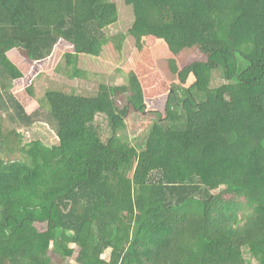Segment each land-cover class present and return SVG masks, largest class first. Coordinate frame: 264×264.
Returning <instances> with one entry per match:
<instances>
[{
  "label": "trees",
  "instance_id": "1",
  "mask_svg": "<svg viewBox=\"0 0 264 264\" xmlns=\"http://www.w3.org/2000/svg\"><path fill=\"white\" fill-rule=\"evenodd\" d=\"M121 2L130 85L50 90L53 145L0 108V264H264V0H0V101L32 122L37 79L100 56ZM159 42L205 61L172 82ZM133 111L155 118L145 148L118 135Z\"/></svg>",
  "mask_w": 264,
  "mask_h": 264
},
{
  "label": "rangeland",
  "instance_id": "2",
  "mask_svg": "<svg viewBox=\"0 0 264 264\" xmlns=\"http://www.w3.org/2000/svg\"><path fill=\"white\" fill-rule=\"evenodd\" d=\"M125 4L124 2L120 3L119 22L105 29V34L109 38L110 43L103 47L100 56L83 57L78 62L79 64L77 63V66L76 63L64 61L62 68H59L53 75L37 79V96L35 99H37L39 104L34 103L33 108H31L32 114L34 113L35 115L32 122H24L19 119L13 108L9 107L7 103L4 104V100L1 98L0 108L7 110L9 120L15 127L24 132L26 141L40 139L49 145H53L57 140L58 122L50 112L48 99L46 101V96L50 90L97 96L103 91V87L112 88L131 84L133 63H131L130 59L131 54L134 52V46L128 31L133 25L135 18L132 9ZM155 52L158 56L160 68L166 71L168 78L172 82L174 81L173 76L177 75L176 73L180 68H186L194 63L205 61V58L197 51L187 55L182 61H179L176 57L173 59L172 54L161 42L156 44ZM218 73L214 74L215 80L212 84L214 88L225 83L220 76L221 74ZM4 80L5 78L0 77L1 92L4 90L2 86ZM190 85L191 83H188L183 87L188 89ZM178 86L181 87L179 82ZM181 90L176 94L180 107L183 100H185L184 92ZM5 101L7 100L5 99ZM2 105H4L3 108L1 107ZM154 120L155 118L149 112L133 111L130 116L126 117V126L118 132V135L126 141L145 148ZM96 123L106 138L113 134L111 119L108 116L99 115ZM105 256L110 258V252ZM244 256L248 263H256L248 248L244 249ZM64 264L77 263L67 260Z\"/></svg>",
  "mask_w": 264,
  "mask_h": 264
}]
</instances>
